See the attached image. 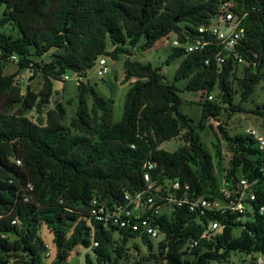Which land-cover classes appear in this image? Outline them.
Segmentation results:
<instances>
[{
	"label": "trees",
	"instance_id": "trees-1",
	"mask_svg": "<svg viewBox=\"0 0 264 264\" xmlns=\"http://www.w3.org/2000/svg\"><path fill=\"white\" fill-rule=\"evenodd\" d=\"M225 2H233L235 13L243 17L245 37L231 51L207 37L210 44L199 52L173 48L167 63L184 60L172 83L160 69L126 60L124 83L131 86L119 120L114 100L84 82L102 56H130L125 46L142 43L141 49L148 50L171 34L183 42L201 39L198 28L209 24ZM0 5L5 6L0 19V264L9 258L16 264H40L47 252L42 228L53 236V264H65L78 246L94 254V260L86 256V264H119L136 258L131 247L141 253L137 239L148 253L132 264H224L234 255H264V157L251 137L230 135L223 122L225 112L264 118V105L245 106L264 84V0H0ZM8 26L18 29V36L1 31ZM109 43L112 53L107 52ZM48 54L51 59L45 61ZM12 56L18 57L21 70L42 76L40 92L28 87L23 93L16 75H4ZM69 72L81 81L76 112L67 125L62 103L48 108L54 81ZM183 81L187 83L181 88ZM184 92L201 93L205 99L198 103L197 127L180 110ZM15 106H20L17 112ZM32 110L46 121H31L27 113ZM212 121L219 124L214 127ZM207 126L230 154L225 183L240 177L258 180L252 213L166 206L151 220L163 236L157 249L133 224L106 228L94 222L93 199L123 204L127 193L144 190L148 161L157 165L155 176L162 181L188 185L191 197H220L214 156L199 133ZM177 138L183 145L176 151L160 149ZM222 154L217 149L219 158ZM213 218L221 225L219 232L208 230ZM238 264H254V258Z\"/></svg>",
	"mask_w": 264,
	"mask_h": 264
},
{
	"label": "rangeland",
	"instance_id": "rangeland-1",
	"mask_svg": "<svg viewBox=\"0 0 264 264\" xmlns=\"http://www.w3.org/2000/svg\"><path fill=\"white\" fill-rule=\"evenodd\" d=\"M5 10V6L0 5V19L3 17V13ZM1 31L12 34L14 37L18 36V29L8 26ZM176 39L175 34H171L169 38H164L158 41L154 47L148 50H142L141 44H139L136 48H130L129 45L125 46L126 49L131 51V55H121L118 60L112 59L110 56H102L100 59H105L107 62V66L110 69V73L106 76L105 79H101L97 75V70L99 63H97L87 74L84 82L89 86L95 88L99 94L105 98L114 100L115 104L114 114L117 120L120 119L123 112V106L125 101V96L128 90L130 89V83H124V65L126 60L130 59L133 62H138L143 65H151L154 69H160L161 73L166 77L168 82H174V78L176 72L184 60V57H180L169 64L167 63L173 48L172 41ZM114 51V47L111 43H109L107 47V52L112 53ZM58 53V52H56ZM51 54L45 56V61H50ZM50 57V58H49ZM4 75H16V81L20 83V89L23 93H25L26 89L30 87L32 91L38 93L41 91L43 87V78L41 75L32 77V73L29 70H21L18 64L8 63L4 69ZM69 79H64L62 81H54V90L55 94L51 99V104L48 109L54 110L56 106L60 103L64 105L68 114L66 117V124L69 125L72 117L75 115L76 107L78 104V85L80 83L79 78L72 72L67 74ZM134 81V80H133ZM132 81V82H133ZM187 81L180 82L178 84L179 87L184 88ZM201 93H193V92H184L180 93V97L182 99L181 112L187 115L189 118L193 120V124L197 127L200 115H201V107L198 103L201 101H205V99L201 98ZM240 101V97H237L235 103ZM264 105V84L261 83L255 90L253 96L245 106L247 109H255L256 106ZM91 106V100H90ZM20 109V106H15L14 112H17ZM46 114V112H44ZM223 116V122L226 124L225 127L228 129L230 135H239L245 132V129L249 127H255L264 131V118L257 116L252 113H229L225 112ZM27 117L36 123H40V119L46 121V116L44 118L39 115L37 110H32L27 113ZM216 121H212L214 127H216ZM184 132L187 130L186 126H184ZM217 132V130H216ZM202 137L203 145L207 150L211 152L214 156V164H215V174L218 179V184L222 188L225 184V170L229 166L230 154L228 153L226 143L218 142L215 137L213 131L207 126V128L203 131L199 132ZM183 145V142L180 138L174 139L170 142H165L161 145L162 150L167 152H174L179 149ZM217 149L221 151L222 156L219 158L217 155ZM219 158V165H217V161ZM223 163V165H222ZM240 230H235V234L238 236ZM40 235L44 242L52 248L51 256L48 258L46 256H42L40 264H53L56 260V249L53 244V236L47 228H42L40 231ZM163 238H159L157 240H153L155 248L157 249L159 241ZM135 242L140 244V251L135 247H131V253L135 256V259H130L129 261L123 260L119 264H132L133 260H140L141 256H145L148 253V249L146 246L142 245V241L137 239ZM137 250V251H136ZM90 255L91 259L94 260V254L91 249H86L83 246H78L71 253L70 258L67 260L65 264H86V256ZM242 260H250V258H244L239 256H232L227 263L224 264H238ZM18 264H23V262H19ZM148 264V263H145ZM218 264V263H213Z\"/></svg>",
	"mask_w": 264,
	"mask_h": 264
},
{
	"label": "built area",
	"instance_id": "built-area-1",
	"mask_svg": "<svg viewBox=\"0 0 264 264\" xmlns=\"http://www.w3.org/2000/svg\"><path fill=\"white\" fill-rule=\"evenodd\" d=\"M235 4L233 2H225L221 5L218 14L210 21L209 24L198 28V32L203 35L201 39L185 42L178 39L172 41V48L184 49L188 53L202 51L210 44V40L216 39L222 46L224 51H231L245 37V30L242 28L243 17L234 11ZM238 61H242L237 57ZM221 63L225 62V58H219ZM17 56H12L9 63L18 64ZM109 73L107 62L104 59L99 61L97 75L103 78ZM64 79H69L65 76ZM209 100H213V96H208ZM219 123L217 122L216 125ZM245 136L251 137L255 142L258 150L264 157V131L255 127L245 129ZM157 165L146 162L144 165V181L145 188L143 191L125 195L123 204H113L101 201L95 198L92 201L91 217L94 222L104 227L118 226L126 228L133 224L134 230H141L143 235L148 236L152 240L163 238L160 231L152 226L151 220L158 216L161 210L166 206L186 205L190 211L202 213H216L223 210L231 213H240L245 215L247 212L252 213L251 203L256 202L258 196L256 193V185L258 180H249L240 177L238 182H230L224 184L221 188L220 197H194L190 196V187L182 186L179 181L165 179L162 181L161 176H155ZM150 213V215H149ZM260 213H264V206L260 208ZM137 220V221H136ZM15 223V222H14ZM208 230L211 232H219L221 225L216 219H211ZM197 245V243H194ZM193 245V246H194ZM94 247L99 246L98 242L93 243ZM46 257L51 256V247L46 245ZM254 264H264V255L259 253L254 255ZM6 264H16L15 258L7 259Z\"/></svg>",
	"mask_w": 264,
	"mask_h": 264
},
{
	"label": "crops",
	"instance_id": "crops-1",
	"mask_svg": "<svg viewBox=\"0 0 264 264\" xmlns=\"http://www.w3.org/2000/svg\"><path fill=\"white\" fill-rule=\"evenodd\" d=\"M79 81H81V79H79Z\"/></svg>",
	"mask_w": 264,
	"mask_h": 264
}]
</instances>
